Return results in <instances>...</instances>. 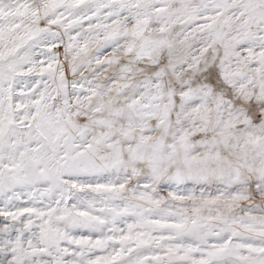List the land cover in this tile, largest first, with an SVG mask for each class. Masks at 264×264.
I'll return each instance as SVG.
<instances>
[{
    "label": "snow or ice",
    "instance_id": "6c2138e0",
    "mask_svg": "<svg viewBox=\"0 0 264 264\" xmlns=\"http://www.w3.org/2000/svg\"><path fill=\"white\" fill-rule=\"evenodd\" d=\"M0 264H264V0H0Z\"/></svg>",
    "mask_w": 264,
    "mask_h": 264
}]
</instances>
